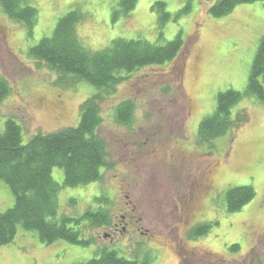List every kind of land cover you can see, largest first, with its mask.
<instances>
[{
  "label": "rangeland",
  "instance_id": "obj_1",
  "mask_svg": "<svg viewBox=\"0 0 264 264\" xmlns=\"http://www.w3.org/2000/svg\"><path fill=\"white\" fill-rule=\"evenodd\" d=\"M118 2L30 0L39 11L32 38L0 7V76L11 88L0 105V133L8 119L21 127L24 144L36 134L74 129L80 124L82 105L100 95L102 124L97 136L106 146L107 167L99 182L62 187L57 220L82 216L98 208L96 198L105 197L103 208L120 227L128 205L133 217L138 206L144 207L141 226L149 236L137 233L131 242L127 233L114 235L109 227L84 222L80 231L90 245L46 244L37 232L19 226L15 240L0 247V264H85L104 249L139 264L151 258V264H264V104L253 97L243 99L234 114L246 112V124L211 143L198 139L200 124L217 108L218 93L247 88L264 37V0L239 5L222 18L208 11L214 1L138 0L129 16L116 20ZM157 2H165L171 14L164 27L152 9ZM71 11L84 16L77 35L93 52L118 38L165 45L181 34L180 60L186 57L182 79L175 76L179 62H174L138 69L110 90L72 78L59 82L58 74L31 58L29 50L51 37L57 22ZM124 102L135 105L128 125L116 117ZM202 164L216 166L212 187L188 219L181 212L182 198ZM52 177L63 186V169L53 168ZM247 186L253 187L255 199L240 212L228 213L227 191ZM160 195L163 205L175 211L171 220L152 214L153 198ZM14 204L11 188L0 180V213ZM200 225H209L210 231L199 239L191 237ZM235 245L238 251L232 250Z\"/></svg>",
  "mask_w": 264,
  "mask_h": 264
},
{
  "label": "trees",
  "instance_id": "obj_2",
  "mask_svg": "<svg viewBox=\"0 0 264 264\" xmlns=\"http://www.w3.org/2000/svg\"><path fill=\"white\" fill-rule=\"evenodd\" d=\"M212 3L209 13L214 18L229 15L237 6L263 0H207ZM138 0H119L115 19L129 16ZM0 7L11 20L23 25L29 37L34 36L39 11L30 0H0ZM165 2H157L153 11L159 13L162 27L171 20ZM188 6L186 10H189ZM84 16L71 11L56 24L53 35L44 37L38 45L30 48L29 55L39 63L56 72L58 81L72 78L75 82L90 83L99 90H110L128 81V76L138 69L150 66H164L179 62L175 76L182 79L186 57L180 60L184 40L179 34L165 45L152 44L143 40L115 39L102 51L93 52L81 43L77 28ZM162 36V34H161ZM11 92L8 81L0 76V105ZM253 97L264 104V37L260 40L255 55L247 88L244 92L227 90L218 93L215 112L202 121L198 139L202 143L227 135L248 122L246 112L234 114L235 107L245 98ZM100 95L88 99L81 107L80 124L74 129L51 134H36L24 144L21 127L8 119L0 133V180L11 188L15 204L0 213V247L15 240L19 226L38 233L46 244L65 241L74 245L87 246L91 240H84L80 229L84 222L91 227H110L111 215L104 210L105 197L96 198V209H88L82 216L59 214L58 194L62 187L77 188L99 182L103 169L107 167V151L103 140L97 136L102 124ZM135 105L124 102L117 108V121L130 124ZM241 114V115H240ZM53 168L65 172L63 186L52 177ZM256 193L251 186L230 189L225 194L228 213L240 212L251 203ZM100 204V206H99ZM102 206V207H101ZM209 225H200L192 230L191 237L199 239L210 231ZM238 251L239 246H232ZM99 256L85 264H139L119 256L114 250H101ZM155 258L141 264H151Z\"/></svg>",
  "mask_w": 264,
  "mask_h": 264
},
{
  "label": "flooded vegetation",
  "instance_id": "obj_3",
  "mask_svg": "<svg viewBox=\"0 0 264 264\" xmlns=\"http://www.w3.org/2000/svg\"><path fill=\"white\" fill-rule=\"evenodd\" d=\"M216 171V166L214 165H200L195 172L194 178L190 179V186L189 188L186 185V188L189 191H184V197L182 198V208L181 212L184 216L190 219L197 210L196 204L200 201V197L209 192L212 187V176ZM154 206L152 214H156L158 218L162 220H171L172 217L175 215V211H172L169 207L163 205L164 197L156 196L153 198ZM144 207L138 206V213L135 212V216H129L131 211L130 206L128 205L127 211L125 215L121 216V227L118 224L112 223L109 229L112 231L114 235L126 234L129 237V240L132 242L134 238H136L137 233L143 236H149L148 231H144L143 227L141 226L142 216L145 213L143 210ZM154 225V224H153ZM169 223L165 224V228L169 227ZM164 226L163 224L161 225ZM114 229V230H113ZM137 243H140L137 239Z\"/></svg>",
  "mask_w": 264,
  "mask_h": 264
}]
</instances>
